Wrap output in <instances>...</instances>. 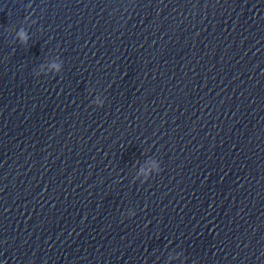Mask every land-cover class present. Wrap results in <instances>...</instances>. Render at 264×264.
Wrapping results in <instances>:
<instances>
[{
    "label": "water",
    "instance_id": "water-1",
    "mask_svg": "<svg viewBox=\"0 0 264 264\" xmlns=\"http://www.w3.org/2000/svg\"><path fill=\"white\" fill-rule=\"evenodd\" d=\"M0 264H264V0H0Z\"/></svg>",
    "mask_w": 264,
    "mask_h": 264
},
{
    "label": "clouds",
    "instance_id": "clouds-1",
    "mask_svg": "<svg viewBox=\"0 0 264 264\" xmlns=\"http://www.w3.org/2000/svg\"><path fill=\"white\" fill-rule=\"evenodd\" d=\"M18 36L21 39V41H27L28 37H27V33L24 32L23 30H21L20 32H18ZM54 67L59 70V65H54Z\"/></svg>",
    "mask_w": 264,
    "mask_h": 264
}]
</instances>
